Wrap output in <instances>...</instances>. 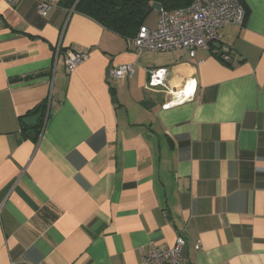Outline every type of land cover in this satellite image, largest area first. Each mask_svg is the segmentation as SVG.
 <instances>
[{
  "label": "crops",
  "instance_id": "crops-1",
  "mask_svg": "<svg viewBox=\"0 0 264 264\" xmlns=\"http://www.w3.org/2000/svg\"><path fill=\"white\" fill-rule=\"evenodd\" d=\"M244 2L245 24L190 59L138 51L75 7L0 0V264H146L180 235L188 264H264V0ZM72 52L89 58L68 73ZM120 65L134 75L111 79Z\"/></svg>",
  "mask_w": 264,
  "mask_h": 264
},
{
  "label": "built area",
  "instance_id": "built-area-1",
  "mask_svg": "<svg viewBox=\"0 0 264 264\" xmlns=\"http://www.w3.org/2000/svg\"><path fill=\"white\" fill-rule=\"evenodd\" d=\"M11 7H16L21 0H2ZM60 0H39V14L45 15ZM247 19V12L239 0H197L188 8L174 12L161 9L159 11L158 26L150 29L141 27L136 37L129 40L138 51L151 52H176L185 51L190 59L196 58L198 50H207L210 45L219 40V31L226 25L242 27ZM1 21V18H0ZM89 58L87 52H72L66 59L68 73H72L77 66L84 63ZM224 60L232 62L230 56H225ZM168 70L158 69L149 72L148 87L164 86ZM134 75L133 65H120L109 71V77L114 80L132 77ZM191 82L186 83V90L180 95H174L172 99L164 105V108L183 103L194 96L197 85L188 93ZM187 91V92H186ZM186 245L185 238L180 235L176 244L171 247L154 249L148 257L144 259L146 264H188L182 258V251Z\"/></svg>",
  "mask_w": 264,
  "mask_h": 264
},
{
  "label": "trees",
  "instance_id": "trees-1",
  "mask_svg": "<svg viewBox=\"0 0 264 264\" xmlns=\"http://www.w3.org/2000/svg\"><path fill=\"white\" fill-rule=\"evenodd\" d=\"M197 0H60L59 4L73 8L105 28L127 38H134L153 12V5L174 12L193 5ZM248 15L244 0H239ZM31 122L21 118L22 132L27 139L38 141L49 116L45 101L29 112ZM36 118L33 120V118Z\"/></svg>",
  "mask_w": 264,
  "mask_h": 264
},
{
  "label": "rangeland",
  "instance_id": "rangeland-1",
  "mask_svg": "<svg viewBox=\"0 0 264 264\" xmlns=\"http://www.w3.org/2000/svg\"><path fill=\"white\" fill-rule=\"evenodd\" d=\"M159 13L157 9H153V12L151 13V16L149 17L148 21L152 24H155L158 21Z\"/></svg>",
  "mask_w": 264,
  "mask_h": 264
},
{
  "label": "water",
  "instance_id": "water-1",
  "mask_svg": "<svg viewBox=\"0 0 264 264\" xmlns=\"http://www.w3.org/2000/svg\"><path fill=\"white\" fill-rule=\"evenodd\" d=\"M156 6H158V5H156ZM158 7H159V6H158ZM159 8H160V7H159ZM225 56H227V53L224 52V51L221 52L220 55H219V57H220L221 59H224Z\"/></svg>",
  "mask_w": 264,
  "mask_h": 264
}]
</instances>
